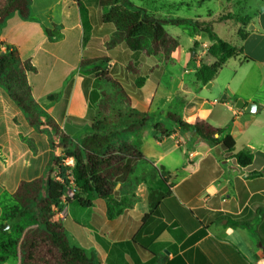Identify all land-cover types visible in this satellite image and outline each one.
Instances as JSON below:
<instances>
[{
    "label": "crops",
    "instance_id": "crops-1",
    "mask_svg": "<svg viewBox=\"0 0 264 264\" xmlns=\"http://www.w3.org/2000/svg\"><path fill=\"white\" fill-rule=\"evenodd\" d=\"M91 1L33 0V20L15 14L0 31V52L5 53L8 45L14 46L24 61H32L37 68V73L29 77L34 96L62 127L70 121L76 122L71 125L75 127L89 123L92 91L99 89L103 94L106 90L94 78L84 82L79 72L84 58L98 57L90 47L91 42L100 39L96 36L95 15L98 24L109 29L112 36V30L99 22L98 4ZM235 1L240 4L242 0ZM256 3L260 8L254 16H243L251 19L243 30L247 38L242 39L239 33V42L234 44L244 56L228 61L211 88L197 81L179 114L190 124L201 119L224 129V136L235 140L236 152L250 150L264 155V0ZM80 4L88 17L87 29ZM148 11L160 18L170 16ZM57 27L62 36L51 41L46 30L56 31ZM73 41L76 45L83 42L79 67L68 59ZM211 45L208 39L200 45L205 55ZM118 49L112 53L113 61ZM201 50L196 52L198 56ZM213 63L209 56V63L204 64ZM196 65L194 73L203 64L196 60ZM44 68L48 74L40 88L37 79ZM72 68L78 73L73 78L69 74ZM165 72L162 77L155 73L149 77L155 75L161 81ZM204 89L209 94L205 95ZM132 94L134 108L148 111L147 102ZM55 95L59 96L56 100L49 99ZM239 100L245 103L244 109L236 108ZM250 104H256L255 113L247 112ZM0 110V227L5 225V232L0 233L2 257L3 244L17 239L20 227L29 226L23 224L28 215L8 217L17 206L14 195L22 182L44 176L51 147L50 137L30 126L4 90L0 91ZM147 129L142 150L148 161L135 164L136 177L143 180L134 192L137 203L114 220L107 217L106 201L97 200L90 208L68 204L69 216L64 225L73 238L97 253L102 264H264V175L249 177L255 170L264 172L262 156L255 169L240 168L232 153L197 140L192 133L177 131L158 140L154 129ZM153 167L173 174L169 189H162L158 179L151 180ZM154 210L155 215L143 220ZM232 223L248 225L233 227ZM201 231L205 234L196 238ZM0 264L22 263L10 254Z\"/></svg>",
    "mask_w": 264,
    "mask_h": 264
},
{
    "label": "trees",
    "instance_id": "trees-1",
    "mask_svg": "<svg viewBox=\"0 0 264 264\" xmlns=\"http://www.w3.org/2000/svg\"><path fill=\"white\" fill-rule=\"evenodd\" d=\"M93 1L100 8V24L112 30L106 48L111 53L119 46L141 53L155 62V67L149 72L159 77L172 64L173 55L180 47L179 38L171 35L167 26L190 28L194 36L204 34L212 42L208 55L214 63L201 65L195 73L196 80L203 86L214 82L228 61L244 56L242 49L221 39L209 22L170 16L160 18L145 8L135 6L130 0ZM32 5L33 0H0V31L15 14L23 20H33ZM80 9L87 29L88 17L82 4ZM163 9L170 8L164 6ZM218 21H239L247 28L251 19L225 13L219 16ZM46 33L51 41L62 36L59 27L56 31L48 29ZM240 36L244 40L247 38L243 30ZM245 59L251 61L250 58ZM112 61L111 56H103L84 58L81 62L80 75L92 76L98 84L106 86V90L103 94L96 89L92 91L88 131L77 137L69 127L64 129L35 98L29 80L30 75L37 73L32 61H24L14 46L8 45L5 53L0 52V91L4 90L9 95L32 128L50 137L51 147V159L44 176L21 183L14 195L17 206L8 216L16 215L19 219L32 214L35 224L20 227L18 238L3 244L5 255L0 257V263H4L8 255L15 254L22 264H102L97 253L82 247L66 229L60 218L61 206L74 202L82 208H90L97 200L106 201L109 220L117 219L133 208L138 201L134 192L143 181L136 177L135 164L148 161L142 147L145 131L150 126L158 140L183 131L192 133L197 140L204 139L210 146H221L233 154L240 168L255 169L261 163V156L264 162L262 154L255 155L250 150L236 152L235 140L230 135L224 136V129L214 127L206 120L190 124L177 109L154 115L134 108L133 94L111 73ZM131 71L141 75L139 70ZM145 83L146 78L140 76L136 86L142 88ZM58 97L50 96L49 99ZM68 160H73L74 165L69 166ZM172 175L153 167L151 180L158 179L165 190L171 187ZM263 175L264 172L255 170L249 177ZM70 189L72 196L68 194ZM155 214L156 210L144 216L143 220ZM243 225L248 224L232 223L233 227ZM204 234L201 231L196 238ZM139 248L148 252L143 247Z\"/></svg>",
    "mask_w": 264,
    "mask_h": 264
},
{
    "label": "rangeland",
    "instance_id": "rangeland-1",
    "mask_svg": "<svg viewBox=\"0 0 264 264\" xmlns=\"http://www.w3.org/2000/svg\"><path fill=\"white\" fill-rule=\"evenodd\" d=\"M79 1L92 2L91 0ZM159 1L161 2H157L161 6L157 2L153 3L151 0H130V2H132L135 6L146 8L151 12L158 13L160 16L170 15L172 18L209 22L211 24L212 30L217 33L221 39L232 44L239 42V33L241 30H244V26L239 21L219 22V16L225 13H235L241 16L249 13L251 16H254L253 13H255L256 9L260 8L257 6L256 0H242L240 4H236L237 2L235 0L230 2H227L226 0ZM162 6H166L170 9H163ZM210 13L211 15L209 16ZM97 19L98 18H96L95 15L94 25L97 26L96 36L100 39H97L95 42H91L90 47L98 57H112V53L107 48H105L111 40L109 29L101 27L98 24ZM166 29L171 35L179 38L180 47L175 52L172 59V64L170 67H168V70L165 72V75L161 81H158L155 75L149 77V70L151 68L150 66H153L154 62L151 59H146L141 53H134L130 50L124 49L123 47H117L115 49L116 51L119 48L117 56L115 57L114 61L111 62V73L113 76L118 79V81H120L130 93L134 92L142 100H145L148 105V111L154 115L168 113L176 109L180 112L183 101L189 97L190 91H193L195 85L197 84L194 73V70L197 66L196 60L200 61L201 64L209 63V56L203 53V48L200 46L202 43L207 41V37L204 34H202L199 41H197L194 40V31L190 28L167 26ZM196 41L198 42V45ZM82 43L83 42L81 41L78 45H76L73 41L72 45L70 46L68 59L74 66L76 65L79 67L80 60L82 59V52L84 51ZM199 50H201V53L198 56L196 52ZM193 52H195L194 56ZM146 60H148L150 66L147 65ZM231 62L234 63V60ZM135 69L141 72V77L146 78V83L144 84L143 88H138L136 86L137 78L140 76L134 74L131 71ZM47 74L48 71L46 68H44L37 79L40 83V88H43V84L46 82ZM69 74L73 78L76 77L78 73L72 68ZM80 76L85 78L84 82L85 80L90 81L93 78L92 76ZM96 90L99 91V89ZM204 94H209V91L204 89ZM43 108L46 110L44 106ZM74 124H76V122L73 124H71V121L70 124L67 122L64 124L63 128L66 129L69 127L77 137L83 136L88 131V122L82 123L81 127L71 126ZM148 129L152 130V127L150 126ZM14 214H16V212ZM15 216L16 215H14V218ZM28 216V219H26L23 224L25 226L35 224L33 215L29 214ZM1 232H5V225L0 227V233Z\"/></svg>",
    "mask_w": 264,
    "mask_h": 264
},
{
    "label": "built area",
    "instance_id": "built-area-1",
    "mask_svg": "<svg viewBox=\"0 0 264 264\" xmlns=\"http://www.w3.org/2000/svg\"><path fill=\"white\" fill-rule=\"evenodd\" d=\"M69 166H73L74 165V162L73 160H68V163H67ZM73 182H72V186H73ZM69 196H72L73 195V192L72 190L70 189L69 192H68ZM69 216V206L68 204H63L61 206V209H60V218L61 220L64 222Z\"/></svg>",
    "mask_w": 264,
    "mask_h": 264
},
{
    "label": "water",
    "instance_id": "water-1",
    "mask_svg": "<svg viewBox=\"0 0 264 264\" xmlns=\"http://www.w3.org/2000/svg\"><path fill=\"white\" fill-rule=\"evenodd\" d=\"M252 28V27H251ZM193 56H194V52H193ZM212 83H210L209 85H207L206 87L207 88H211L212 87ZM256 107V104H250V106L248 107L247 109V112L248 113H255V108ZM236 108L237 109H244L245 108V103L242 101V100H239L236 104ZM204 141V139H202Z\"/></svg>",
    "mask_w": 264,
    "mask_h": 264
}]
</instances>
